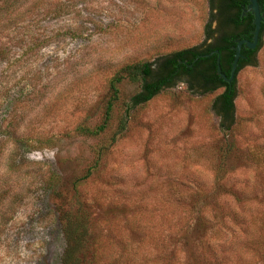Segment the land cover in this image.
Wrapping results in <instances>:
<instances>
[{
    "label": "rangeland",
    "instance_id": "obj_1",
    "mask_svg": "<svg viewBox=\"0 0 264 264\" xmlns=\"http://www.w3.org/2000/svg\"><path fill=\"white\" fill-rule=\"evenodd\" d=\"M208 10L207 0H0V264H62L59 221L78 200L91 220L85 264H219L214 245L225 240L236 264H264V233L249 223L264 231V160L254 164L264 153V36L237 74L231 132L210 111L215 94L179 84L138 107L78 182L138 91L122 85L102 137L75 135L101 122L110 69L199 45ZM222 163L244 202L212 191Z\"/></svg>",
    "mask_w": 264,
    "mask_h": 264
},
{
    "label": "trees",
    "instance_id": "obj_2",
    "mask_svg": "<svg viewBox=\"0 0 264 264\" xmlns=\"http://www.w3.org/2000/svg\"><path fill=\"white\" fill-rule=\"evenodd\" d=\"M207 3L208 18L204 26L203 41L199 45L158 54L150 61H128L110 69V76L107 79V97L103 104L101 122L94 127L80 123L73 131L75 135L92 139L102 137L112 127L116 118V110L124 100L122 85L125 82L137 85L138 91L125 100L124 114L119 118L118 129L111 136L110 141L93 148V162L78 181L79 183L87 180L99 169L100 163L108 155L115 142L120 139L126 130L131 114L138 107L145 105L163 91L173 89L179 84L184 85L193 95L215 94L210 104V111L218 121L219 130L222 133H229L235 128L237 120L236 99L238 98L236 77L244 67L254 64L260 48L264 36V0H258L262 16L259 43L254 50H250L246 46L241 48V57L232 83H227L218 75L217 60L219 58L222 74L229 78L237 42L241 40L253 41L254 15L251 12H246L250 0H207ZM64 10L63 7H58L52 9V12L59 15ZM214 51H218L219 54L202 57ZM1 52L3 51H0V57L2 56ZM263 160L264 153H258L256 160H254L258 169L263 164ZM224 167L225 164L222 163L216 170L211 184L212 191L222 188L225 190L223 195H231L237 202H244L245 197H238L241 193L237 189L238 183L234 179L224 181L228 174ZM76 192L78 193L77 188ZM200 194L205 196L203 191ZM75 204L76 208L63 213L59 221L65 241L62 264H85V260L91 252L90 214L81 200ZM249 221L253 228L257 227L261 233H264L259 223L253 218ZM231 252L232 246L226 240L214 245L213 255L216 259H220V263L236 264L235 259H241L240 254L235 255Z\"/></svg>",
    "mask_w": 264,
    "mask_h": 264
},
{
    "label": "water",
    "instance_id": "obj_3",
    "mask_svg": "<svg viewBox=\"0 0 264 264\" xmlns=\"http://www.w3.org/2000/svg\"><path fill=\"white\" fill-rule=\"evenodd\" d=\"M246 12H251L254 15V25H255V30H254V35H253V41H248V40H241L237 42V45L235 47V57H234V61H233V65H232V69H231V73H230V77L227 78L224 74H222L221 70H220V65H219V58L217 60V72L218 75L224 79L227 83H232L234 78H235V73H236V69H237V64L238 61L241 57V48L243 46H246L248 49L250 50H254L257 45H258V41H259V34H260V28H261V23H262V16L260 13V8H259V4H258V0H250V3L248 5V8L246 10ZM213 54L218 55L219 52L218 51H214L213 53L209 54V55H205L202 57H209Z\"/></svg>",
    "mask_w": 264,
    "mask_h": 264
},
{
    "label": "flooded vegetation",
    "instance_id": "obj_4",
    "mask_svg": "<svg viewBox=\"0 0 264 264\" xmlns=\"http://www.w3.org/2000/svg\"><path fill=\"white\" fill-rule=\"evenodd\" d=\"M258 43H259V41H258Z\"/></svg>",
    "mask_w": 264,
    "mask_h": 264
}]
</instances>
